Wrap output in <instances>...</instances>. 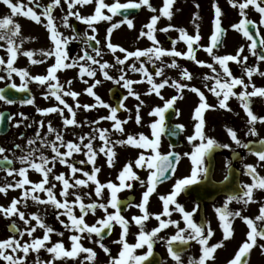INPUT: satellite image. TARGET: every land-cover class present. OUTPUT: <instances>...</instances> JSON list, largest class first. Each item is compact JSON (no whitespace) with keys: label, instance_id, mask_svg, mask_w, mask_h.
Masks as SVG:
<instances>
[{"label":"snow or ice","instance_id":"obj_1","mask_svg":"<svg viewBox=\"0 0 264 264\" xmlns=\"http://www.w3.org/2000/svg\"><path fill=\"white\" fill-rule=\"evenodd\" d=\"M2 2L10 8L11 15H7L4 18L0 19V41H6L7 43V52L9 54L8 59L5 60L3 57H0V66H5V70L7 72V76L11 79L12 75L15 73L19 75L21 80L23 81L19 86H17L14 82L11 83L8 87L16 89L19 91H25L28 88L29 81H35L40 85L47 84V92L45 93V98L54 97L56 101H58L57 106L49 107L46 109H37L42 114H50V113H58L63 118V125L65 128L68 126H79L78 121L76 120V111L73 109L71 105L67 103L64 99L65 96L72 97L75 99L80 95V93L73 90H65L64 85L60 83L59 77L56 75L58 71L64 69H71L75 67H79V78L87 84V80H84L85 74L94 78L96 76L97 70L92 68L90 65L85 66L80 63L81 61L87 60L90 61L92 65H98L99 70L103 73L105 79L114 80V83L120 84L123 81L122 86L128 90V95L135 96L140 103L136 106V123L139 124L141 122L142 117L140 116V107L143 105L144 101L140 99V95L133 91L132 85L134 83H142L146 78L147 82L150 85V88L147 91V95H151L153 92L162 100H164L163 106H156L149 113L150 116L158 117V119L154 120L149 126L152 129L153 138H149L143 133L138 134V139L136 136L128 135L125 140H117L110 141L108 137V129H93L94 132L98 133L99 139L103 141V146L98 149L99 153H103L107 157V162L109 166H112L114 157L116 156L115 145H127L138 147L143 150H151L150 155H145L144 151H141L138 158L135 160L136 167L146 168L149 171V175L146 181L140 180V177L137 175L135 171H133V162L129 161L121 170L118 175L119 184L114 183L112 181L107 182L106 184L101 183L97 178V173L100 172L99 168L95 167V158L97 156V150L93 147V140L96 139L95 136L88 134L85 136L79 137V143L74 141H64V136L61 132H59L56 128H54L51 122L48 123V131L49 133L55 134V140L53 141H45L41 140V144L49 146L54 155L49 159V157L45 156L43 153L37 158L35 156V152L38 149H31L27 152L26 155H22L19 157V160L22 165H27L26 167H21L17 169H9L8 175L11 176L13 173H17L22 179L15 181L14 183H8L3 186H0V193L7 194L9 189L19 188L22 189V195L20 198H14L10 205L5 207L0 205V214L6 219H11L14 216H18L21 221L27 226L23 230H20L16 225L15 221L9 225V230H15L18 233L19 237L22 239L25 234L29 237H32L31 241H25L21 243V239H17L16 235H13L7 239L0 240V260L7 262V264H26L27 257L30 251H34L37 253V264H54V262L58 259H76L80 255V253H87L85 259L87 261H91L92 264H95V260L97 257V253L91 249L86 248L82 245L81 240L84 234H87L89 238L95 235L97 239L98 246L104 251L106 255L109 256L108 264H145L146 261H149V258L153 256V246L156 243V240L159 238L158 234L168 228L170 225L175 226L177 228V232L171 237L167 238V251L170 257L173 259L175 264H184V260L182 258V251L180 248L174 247V245L179 246H187L191 241L197 242L201 246V255L198 258H191L188 261V264H208L209 261L215 260V252L217 249L223 247L224 241L231 238L233 236V228H232V219L235 217H241L246 225L249 228V231L246 233V239L241 244L239 249L237 250L234 257L228 261V264H249L250 253L251 250L257 246L258 239L264 240V204H262L260 208V214L256 216L254 219L250 217L242 216L241 211H231L229 209V205L233 201L242 202L244 205L249 204L250 202H254L253 193L254 190H264V176H261L257 171V166L252 164L244 165V169L246 174L251 177L252 183L250 184H241L239 187L241 189L240 192L230 194L227 196L223 205L220 207H215V212L218 215V219L221 224V228L223 231L224 239L219 243L209 245V240L211 239L213 232L210 227V223L200 224L194 221L193 216L195 212L198 210V205L193 208L192 211H186L184 206L177 202V197L181 192L185 191L189 185L196 184L201 180V174L205 178L209 173V168L205 166V158L211 157V154L219 148H230L228 144H220L214 138L206 136L204 132V112L209 108H212V105L207 103L205 94L199 88L195 86H191L187 83H181L177 80H172L171 84H169V79L164 78L161 82L156 83L153 74L148 71V69L144 66L146 61L141 60L142 57H147L148 62H152L155 67V76L162 77L164 75V67L171 68H179V64L176 60L177 57H182L191 61H194L197 65L202 67H208L215 73L214 76H205V79H213L215 81L214 85L208 88V91L215 95L219 101V107L231 111L228 105V100L230 97L235 96L241 103V107L244 109L248 120L247 123L249 125L248 135H258L257 129L255 128L256 123H264V116L256 115L252 110V102L253 98L264 99V86L258 87L252 82V77L254 75H260L264 77V71H260L259 64L254 66H246V62L248 60L247 56H241V53L244 51V46H241L236 54H226V55H216L214 53V49L222 46V38L225 34V29L221 26V17L222 10L218 4H214V30L209 37V44L207 46L200 45L199 42L201 40V35L199 33V25H196L197 31L195 35H190L187 33V30L184 28L175 29V26L169 24L167 27L160 29L162 32H168L170 29L177 30L179 32L178 40L172 41V48L165 49L160 46L159 41L156 38V25L160 20L161 16L172 19L173 12L172 6L175 0H164L163 7L159 10L160 15H153L150 18V22L146 24L144 27L147 31L141 30L140 37H147L150 41H152V46L146 49H136L134 51H128L122 46L115 45L111 43V34L114 29L120 27L121 24L126 23L127 26L131 29L134 27L133 20L129 19L126 13L130 9H140L142 6H147L148 9L152 12H156L157 9L153 7L150 3V0H127L126 3H121L120 0H114L112 4L105 3V0H95L96 7L94 9V13L88 16H82L80 11L76 8L77 5L85 6L93 3V0H65L67 4L68 11L65 15L62 16V22L64 27H73L69 24V18L75 17L77 20L85 23L88 28L92 30L93 33L96 32V23L100 21H111L113 16L119 14L124 17L119 23H113L107 30V48L115 53L117 50L124 53L123 59L119 56L116 57V63L119 65H124L127 60L130 58H135L136 61L140 62V67L137 68L136 64L133 63L130 67L134 72H142L144 75L139 81H133L130 79H126L125 74L123 72V68L120 69L121 75L118 79H114L109 75L106 69L114 67V65H110L107 61L101 63L96 57L102 55L101 49L99 47H93L92 51L95 52V56L88 53V51L84 50L83 56H78L77 58H73L69 61L68 53H67V45L72 41L81 39V37L76 34L73 36H64L61 32L58 31L55 24V17L53 16V11L56 7H62L61 0H50V3L47 6H43L41 14H37L33 8L29 7L27 11H24V5L13 3L12 0H2ZM30 3L33 0H29ZM229 4L232 7H238L240 11V15L242 19L232 25L234 30H238L242 33V35L247 38L251 43L249 44V50L253 56H257L259 61H264V55L259 54L257 49V40L255 39L252 31H250L249 26L256 29V34L259 35V27L264 25V0H243V2L238 3V0H229ZM253 6L254 10L260 14L259 24L256 22L247 19L246 9L249 6ZM37 7H40L37 5ZM199 7V5H197ZM104 9H107L110 14H105ZM17 14H23L24 17H29L33 21L37 23H42L41 16L46 18L47 23L44 25L50 33V40L53 43V47L47 51L41 49V55L45 58L47 57H55V63L52 64L47 69L46 75H35L32 76L27 69H21L14 67V62L17 59L18 55V46L16 45L15 38L20 35L21 25L14 21L13 17ZM199 18V13L194 14V23L195 20ZM73 31L75 29L73 27ZM87 40L85 43L87 47H92L90 41H95L97 45H99V40H97L96 36L93 34L88 36L87 32L85 33ZM179 41H184L187 46L186 52H181L176 50L175 45ZM260 45H264V37L260 38ZM197 45L198 47H194ZM3 47V45H0ZM202 47L203 50L212 57L213 63H208L206 61H201L196 59V52L199 48ZM23 55L28 56L30 58V62L33 64L43 63L44 61L32 60L31 57L34 55L32 51H25ZM168 56L172 57V61L170 64L165 65L163 63L162 58ZM161 61L159 67H156L155 62ZM229 62H235L240 64L243 70V76L236 77L233 75ZM218 64L223 73L221 75L217 72V68L215 65ZM181 79L190 81L193 77L192 74L186 69H182L181 71ZM244 76L247 77L248 82H245ZM25 78H28L27 80ZM5 79L4 76H0V80ZM55 83H52V82ZM101 83V80L96 79L94 83L89 85L84 91L93 96L96 100L95 104H84L80 105L76 104V107H83L85 110H92L96 108L98 105L101 107L108 108L110 110V114L106 117H100V120H111L114 121L113 128L116 131L123 132V124H126L128 121H121L117 117V113L121 108H124L123 100H126L128 97L124 96L122 100L119 102L118 107H112L111 105L105 103L102 98L96 94L94 89L97 85ZM67 84L69 88L72 84V80H68ZM165 86H170L177 90V94L172 96L169 99H165L161 94V89L165 88ZM240 86L242 87V91L236 92L234 89ZM207 87V85H205ZM251 87L252 91H248ZM185 89H188L194 93H196L199 97L200 103L194 109L193 120H194V132L191 136L187 137L188 142L192 145V151L186 152L183 155L190 159L192 169L191 175L176 180L173 185L172 191L167 195L160 196V200L163 204V212L162 213H149L147 209V205L149 203L150 196L156 191V188L159 184L168 180L172 175L175 174L177 166L181 159V154L174 151V145L170 146L173 150H170L168 153L163 154L160 152V137L161 134L165 131V113L173 108L175 102L178 99L183 98V92ZM6 90L0 88V100L5 101L8 104L15 103L14 100L10 99L6 94ZM34 97L25 99L21 101L23 104H34ZM62 105L63 107H60ZM67 109L69 113H71V118L64 117V111ZM178 114V113H177ZM21 115H23L21 113ZM5 117L4 113H0V123L3 122ZM11 119V117H9ZM131 119V117H129ZM99 120L93 121V124H99ZM18 126V125H17ZM41 128L44 126L43 121L40 122ZM181 131H183L184 126L178 125ZM230 138L237 145L242 146L245 149H250V143L242 142L237 132L232 129H227ZM171 135H177L175 131L170 133ZM37 138H39V132L37 133ZM87 139V143L84 141ZM57 141L60 142L59 146ZM198 141V143H197ZM35 140H29V144H34ZM259 143L264 145V139L260 140ZM16 148H20V145H16ZM66 148V151L61 152L60 148ZM6 150L4 147L0 146V154L4 153ZM84 151L87 160H82L79 163L85 164L90 163L93 165V170L91 173L84 171L82 168H77L74 163H69L68 158L73 156V153H79ZM257 157L259 162H264V149H250ZM37 159L39 162H37ZM4 161H7L9 165L12 164V161L8 159L7 156L3 157ZM59 161L61 164L67 165L71 172V177L66 178L64 173H60L59 175H54V180L60 182L62 184V188L60 191V196L63 198L57 199L56 194L54 192L55 184H52L49 187L46 185L49 184V176L53 172V168L55 167V163ZM230 163V162H229ZM52 166L49 167L48 165ZM29 168L37 171L42 175V179L39 182H32L28 178ZM81 172L86 179L76 178V173ZM229 179L228 176L225 177V181ZM132 180H140L142 186L146 185V190L142 193L141 202L139 204L133 205L131 201L128 203L122 202L118 193L125 189H131L132 184L127 183V181ZM89 182H93L95 187V195L97 197L102 196V192L105 188L109 190V199L106 203L92 201L91 203L84 202V196L80 195L77 189L81 186H86ZM26 185H30V187H26ZM70 189L73 191L70 192ZM46 193V199H42L39 195H36L37 192ZM73 195L75 199L69 200L68 196ZM89 198L91 197V193L86 194ZM31 199L34 203L38 205H51L59 211L57 215V219L59 222L65 227V229L69 230L73 234L69 236V241L71 242V248L66 249L63 240L57 241L52 244L51 247L47 246L46 242L51 240V235L56 230L51 226L45 223L44 218L40 215V213L35 212L31 213L29 216L25 215L24 211H21L18 205H22L27 207L28 200ZM170 205L175 206V210L182 214V220L185 223L184 228H180V221L171 220V219H162V216H171ZM137 207L141 211V215L133 216L132 220L135 225L139 227V232L136 234L137 242L129 243L126 239L129 231V221L126 217H124L121 213L122 207L131 208ZM79 208V215H76L75 209ZM109 208L113 209L112 212H109ZM97 209L103 210L104 216L98 218L95 223L89 224L86 222L85 217L91 212L95 214ZM60 216H66L68 221L60 220ZM155 217L158 221V226L153 228L151 231L145 230V222L150 219V217ZM32 221L36 223L33 225ZM256 221L262 222L259 226ZM118 224L121 227V235L120 238L113 243L120 244L121 251L117 256H111L110 249L103 243L104 235H110L113 227ZM43 229L44 234L42 238L34 237L33 234L37 231V229ZM207 228V233L205 229ZM107 230V232H105ZM60 236H63V232L57 233ZM147 247V252L144 254L137 255L136 249H140L143 247ZM262 251H264V244L258 245ZM41 249L46 250L49 254L52 255V259L47 262H42L39 260V252ZM10 250V251H9ZM23 253V255H17V253Z\"/></svg>","mask_w":264,"mask_h":264},{"label":"flooded vegetation","instance_id":"obj_2","mask_svg":"<svg viewBox=\"0 0 264 264\" xmlns=\"http://www.w3.org/2000/svg\"><path fill=\"white\" fill-rule=\"evenodd\" d=\"M184 1L186 0H175L171 9L173 12L171 20L161 16L160 20L157 22V30L155 35L160 43V46L165 49H171L172 41L178 40L180 35L179 32L174 29H170L168 32L160 31V29L167 27L169 24L175 26V29H186L187 33L190 35L196 34V25L198 24L199 33L201 35L199 44L203 46H207L209 44V37L214 30V26L209 29L207 23L200 18L196 19L195 23L191 20H185L181 18L179 13H176L177 9H175V7H179L178 11L185 9L186 4H184ZM12 2L24 5V11H27V9L31 7L39 15L42 12L43 6H47L50 3V0H33L32 3H30L29 0H12ZM150 3L157 9V11L154 13L150 11L147 6H142L137 14L128 17L129 19L133 20L134 27L130 29L126 23L121 24L119 28L113 30L111 34V43L122 46L128 51L146 49L152 46V41H150L146 36L141 38L140 33L142 29L147 31L144 26L150 22L151 16L160 15L159 10L163 7L164 0H150ZM37 5L40 7H37ZM61 5L62 7H56L53 11L55 24L58 31L64 36L70 37L78 34L81 37V39L74 40L67 45L66 50L70 59L66 62H70L71 59L77 58L78 56H83L85 49L89 54L95 56L96 54L92 51V48L99 47L101 49L102 55L96 58L100 60L101 63L107 61L110 65H114V67L106 69L110 76H112L114 79H118L122 74L120 69L123 68L126 79L133 81L141 80L144 74L142 72H134L130 67L133 63H135L136 67L139 68L141 66L140 62L136 61L135 58H130L125 62L124 65H119L116 63V57L119 56L121 59H123L125 54L119 50H117L115 53H112L106 46L108 28L111 26V24L119 23L121 20H123V16L117 14L113 16L111 21H100L96 23L95 33H93L85 23H82L73 16L69 18V24L74 27V32L73 27L63 26L62 16L67 13L68 8L65 0H61ZM95 7L96 3L82 7L77 5L73 11L78 9L82 16H88L94 13ZM103 11L105 14H110L107 9H104ZM7 15H11L10 8L5 5L2 0H0V19ZM13 19L15 22L21 25L20 35L15 38L16 45L18 46V55L13 66L21 69H27L32 76L46 75L47 69L55 63L54 56L45 58L43 55H41L40 51L41 49L47 51L53 47V43L50 40V33L44 26L47 23L46 18L41 16V20L43 21L42 23H37L29 17H24L23 14H17L13 17ZM86 32L88 36L94 34L97 40L100 42L99 45H97L95 41H90L92 47H87L85 43V40H87V37L85 36ZM242 38H244V41L242 40L239 43H245V47L247 46L248 48L241 53V56L248 57L246 66H254L259 64L260 71H264V61H259L257 56H253L251 54L249 50V44L251 42L245 37ZM0 45H3V47H0V57H3L5 60H7L9 54L7 52L6 41H0ZM175 47L178 51H187V46L184 41H179ZM194 47L198 46L194 45ZM261 47L264 49V45H261ZM232 48L234 47L230 46L228 42L224 40L222 46L214 49V53L221 56L226 54L234 55L240 48V45L237 50H232ZM25 51H32L34 53V55L31 57L32 60L44 62L36 64L31 63L30 58L23 55V52ZM196 59L213 63L212 57L209 56L202 47H200L196 52ZM141 60L146 61L144 66L149 72L153 74V78L156 83L161 82V80L164 78H168L169 84H171L172 80H177L181 83H187L191 86H195L203 91L207 103L213 106L204 112V132L206 136L214 138L220 144L230 145V148L216 149L211 154V157H206L205 166L209 168L207 178L201 174L200 182L189 185L186 190L181 192L176 198L177 202L183 205L186 211H192L197 205L199 206L198 210L193 216L194 221L200 224L210 223L213 235L209 240V245L219 243L224 239V236L218 215L215 212V207L222 206L228 195L240 192L241 189L239 186L241 184L252 183L251 177L246 174L244 165L252 164L257 166V171L261 176H264V162H259L258 157L252 151H250V149H264V145L259 143L260 140L264 139V123L258 122L255 124L258 135H248V117L244 109L241 107L240 101L235 96L230 97L227 102L231 111L218 106L219 101L217 97L208 91V88L212 87L215 81L213 79H205L206 75L209 77L215 75V73H213L210 68L202 67L197 65L194 61L177 57L176 60L180 66L179 68L165 66L164 75L162 77H156L153 63L148 62L147 57H142ZM162 60L165 65H168L171 63L172 57L165 56L162 58ZM80 63L84 64L85 66L90 65L92 68L97 70L96 76L94 78H90L85 74L84 80H87V84H85L78 76L79 67L60 70L56 74L59 77L60 83L64 85L65 90H73L80 93V95L75 99L69 96L64 97L67 103L71 105L76 111L75 118L79 124V126H68L67 128L64 127L63 118L60 114L50 113L45 115L37 110L38 108L46 109L57 106L59 103L54 97H49L47 99L45 98L47 84L42 86L35 81H29L28 88L25 91H19L18 88H9L8 86L13 82L19 86L23 81L19 75L15 73L12 75L11 79H9L5 70V66H0V76L5 77V79L0 80V88L5 89V94L10 99L15 101V103L8 104L5 101L0 100V113L5 114L3 122L0 123V146L4 147L6 150L4 153L0 154V186L8 183H14L17 180L22 179V177H20L15 172L11 176H9L7 173L10 168L18 170L21 167L27 166L21 164L19 157L26 155L29 150L38 149V151L35 152V156L37 158L41 153H43L45 156L51 159V157L54 155V153L51 151V148L47 146V144H41V140L48 142L55 140V134L49 133L48 131L49 122H51L52 126L63 134L65 142L74 141L79 143V137L88 134L96 137V139L93 140V147L97 150L95 167L100 169V172L97 173V178L101 183L106 184L107 182L112 181L119 184L118 175L129 161L133 162V171L137 173V175L140 177V180H147L149 171L146 168L136 167L135 160L138 158L141 151H144L145 155H150V149L143 150L134 146L116 144V156L114 157L112 166H109L107 157L103 153L98 152V149L103 146V141L99 139L98 133L94 132L93 129H108V137L110 141L125 140L128 135L136 136L138 139V134L140 133H143L149 138H153L152 129L149 125L154 120L158 119V117L150 116L149 113L156 106L162 107L165 101L160 99L155 94V92H153L151 95L146 94L150 88L146 78L142 83H134L132 85L133 91L138 93L140 95V99L144 101L143 105L140 107V116L142 119L141 122L137 124L135 120L136 106L140 103V101L137 100L135 96L128 95V90L122 86L123 81H121L120 84H116L114 83V80L105 79L103 73L99 70V66L92 65L90 61L84 60ZM160 64L161 61L155 62L156 67H159ZM215 67L217 68V72L223 75L220 66L216 64ZM229 67L234 76H243V70L240 64L229 62ZM184 68H186L192 74L193 78L190 81L181 79L180 74ZM25 79L27 80L28 78ZM96 79L101 80V83L96 86L94 91L102 98L105 103L111 105L112 107H118L122 98L124 96L128 97L126 100H123L124 108H121L117 113L118 119L121 121H128L126 124H123V132L116 131L113 128L114 121L106 119L100 120V117H106L110 114V110L108 108L98 105L96 108L89 111L85 110L83 107H76L77 103L80 105L96 103L95 98L88 95L84 91L89 85L94 83ZM244 79L247 83L248 80L246 76H244ZM68 80H72L70 88L67 84ZM252 82L258 87L264 86V77H261L258 74L254 75L252 77ZM52 83L55 82L53 81ZM205 85H207V87H205ZM242 90L243 89L240 86H237L234 89L236 92H240ZM248 91H252L251 87L248 89ZM161 94L165 99H169L177 94V90L170 86H165V88L161 89ZM33 97L35 101L34 104L21 103V101ZM199 103L200 101L198 95L188 89H185L183 92V98L178 99L175 102L173 108L169 109L165 113V131L160 137L161 143L159 150L161 153L166 154L170 150H173L170 146L174 145V151L181 154V159L175 174L172 175L168 180L159 184L156 188V191L150 196L149 203L147 205L149 213H162L163 204L160 200V196L169 194L172 191L176 180L191 175L192 165L190 159L183 154L192 151V145L188 142L187 137L191 136L194 132L195 122L193 120V114L195 107L198 106ZM251 106L253 112L256 115L264 116V99L253 98ZM60 107L63 106L60 105ZM21 113L23 115H21ZM9 117H11V119H9ZM64 117L71 118V113H69L67 109L64 111ZM129 117H131V119H129ZM97 120L100 121L99 124L91 123ZM41 121L44 123L42 128L40 126ZM178 125L184 126L183 131L176 127ZM228 128L234 129L242 142H251L250 149H245L232 141L227 131ZM173 131H175L177 135H171L170 133ZM38 132L39 138H37ZM29 140H35V143L30 145ZM87 142L88 141L86 139L84 143ZM57 144L59 146L60 142L57 141ZM16 145H20V148H16ZM60 150L61 152H64L66 151V148L61 147ZM5 156H7L10 161H12L11 165H9L7 161L3 160V157ZM82 160H87L84 151L73 153V156L68 158L69 163H74L77 168H82L84 171L91 173L93 170V165L90 163L80 164L79 162ZM37 162H39L38 159ZM48 166L51 167L52 165L49 164ZM60 173H64L66 178L71 177V172L68 166L57 161L55 163V167L53 168L52 174L49 176V184L46 185V187L55 184L56 187L54 188V192L56 197L57 199L62 200L63 198L60 196L62 184L55 181L53 178L54 175H59ZM27 175L29 180L32 182H39L42 179V175L31 168H29ZM226 176L229 177L227 181H225ZM76 178L86 179V177H84L81 172L76 173ZM140 180L127 181V183L132 184V188L119 192V199L125 204L129 201H131L133 205L139 204L141 202L142 193L146 190V185L142 186ZM26 187H30V185H26ZM95 187L96 185L93 182H89L88 185L81 186L76 191H78L80 195L84 196L85 203H91L92 201L106 203L109 199V190L105 188L102 192V196L97 197L95 195ZM72 191L73 190L70 189V192ZM9 193L10 189L6 195L0 193V202H5ZM87 193L92 194L90 198L86 195ZM39 196L43 197V195ZM253 197L254 202H250L247 205H244L242 202L233 201L229 205V209L233 212L239 210L241 211L242 216L254 219L260 214V208L262 204H264V190H254ZM68 199L71 201L75 199V197L73 195H69ZM112 211L113 209L109 208V212ZM170 211L171 216H162V219L180 221L179 227L184 228L185 223L182 220V214L175 210L174 205H170ZM75 213L76 215L80 214L78 207L75 209ZM121 213L128 219L130 225L126 239L129 243H136V234L140 229L137 225H135L132 217L141 215L142 213L135 206L131 208H125ZM103 216V210H99L95 214L90 212L85 217V219L87 223L93 224L98 218ZM230 219H232L233 236L224 241L223 247L217 249L214 254L215 260L209 261L208 264H228V261L234 257L237 250L246 239V233L249 231V228L245 221L241 217ZM11 223L12 220L6 221L5 232H3L4 236H19L18 233L14 234L13 230H9V225ZM256 223L259 226L262 222L256 221ZM157 226L158 221L154 216L150 217V219L145 222L146 231H151ZM56 228H54L56 230V234L58 232H63V235H67V237L64 238L63 236L57 234L58 237L54 238L52 241L50 240L49 242H46L47 246L51 247L55 242L63 240L65 248L70 249L71 242L69 241V236L71 235V232L65 229L62 224L60 227L57 229ZM205 231L207 233V228ZM176 232L177 228L170 225L168 228L162 230L158 234L159 238L156 240V243L153 246V256L150 257L149 261H146L145 264H175L167 251L166 240ZM83 238L84 239L81 242L82 245L86 248L93 249L97 253L95 264H108L109 256L106 255L104 251L98 246V243L96 242L98 238L95 235L89 238L87 234ZM110 238L111 234L103 238V243L110 249V251H112ZM259 244H264V240L258 239L257 246L251 250L249 264H264V251H262L258 246ZM121 247L122 246L120 245V251ZM174 247L180 248L182 251L184 264H188V261L191 258H198L201 255V246L195 241H191L187 246H179L177 244L174 245ZM44 251L45 252L42 255L41 261H50L52 259V255L46 250ZM146 252V246L136 249L137 255L144 254ZM86 256L87 253H80L78 258L74 260L58 259L54 262V264H92L91 261H87L85 259ZM0 264H7V262L0 260Z\"/></svg>","mask_w":264,"mask_h":264},{"label":"rangeland","instance_id":"obj_3","mask_svg":"<svg viewBox=\"0 0 264 264\" xmlns=\"http://www.w3.org/2000/svg\"><path fill=\"white\" fill-rule=\"evenodd\" d=\"M114 2V0H105V3L108 4H112ZM121 3H126L127 0H120ZM243 2V0H238V3ZM93 3H95V0H93ZM184 4H186L185 9L179 10V7L176 6L175 9L176 13H179L180 17L185 19V20H191L194 21V14L199 13V18L204 20L207 25L208 28L211 29L213 26V22H214V16H215V11H214V4H218L222 10V17H221V24L225 27L226 29V40L228 42V44L234 48H232V50H237V48L244 45V50H247V46L245 47V43H239L240 41H242L244 38H240L242 37V33L238 30H234L232 28V25L238 23L242 17L240 15V11L238 7H232L229 4V0H186L184 1ZM190 4V5H188ZM197 5H199V7H197ZM246 14H247V19H250L254 22H256L257 24H259L260 21V14L254 10L253 6H249L246 10ZM198 18V19H199ZM259 35L261 37H264V25L259 27ZM244 41V40H243ZM22 189L19 188H14V189H10V193L8 195V198L6 199L5 202L1 201L0 205H3L5 207L9 206L11 201L14 198H20L22 195ZM36 195H43V197H41L42 199H46V193L44 192H37ZM18 207L20 208L21 211L25 212L26 216H29L31 213H35L38 212L40 213V215L44 218L45 223H47L48 225H51L53 228H58L61 226V223L59 222V220L57 219V215L59 211H63V210H57L54 207H52L50 204L49 205H38L36 203H34L31 199L28 200V204L27 207H24L22 205H18ZM100 209H97L96 213L99 211ZM60 220H65L66 222L68 221V218L66 216H60L59 218ZM7 220H12L15 221V223L19 226L20 230H23L25 227H27L23 221H21L19 219L18 216H14L11 219H6L3 214H0V240H4L9 238V236L3 234V232H5V228H6V221ZM36 222L32 221V224L34 225ZM56 228V229H57ZM120 231H121V227L116 224L113 227L112 233H111V238H110V242H111V247H112V251H111V256L115 257L118 255V253L120 252V244L118 243H113V241H116L120 238ZM44 234L43 229H37V231L33 234L34 237H40L42 238ZM73 233L71 232V235ZM51 235V241L58 237V235L53 232ZM84 236H86V234H84ZM83 236V237H84ZM63 237H67V235H63ZM17 239H21L19 236L16 237ZM32 239V237H29L27 234H25L23 236V238L21 239V243L28 241L30 242ZM84 238H82L81 242L83 241ZM44 250L41 249L39 252V260L41 261L42 259V255L44 254ZM17 255H23V253H17ZM37 264V253L34 251H30L29 255L27 257V261L26 264Z\"/></svg>","mask_w":264,"mask_h":264},{"label":"water","instance_id":"obj_4","mask_svg":"<svg viewBox=\"0 0 264 264\" xmlns=\"http://www.w3.org/2000/svg\"><path fill=\"white\" fill-rule=\"evenodd\" d=\"M136 11H138V10H137V9H130V10H128V12L126 13V15L129 16V15H131V14L136 13ZM222 28H223V27H222ZM249 28H250V31H252V33H253L255 39L257 40V49H259L260 52L262 53V52H263V49L260 48V46H261L260 43H259L260 39H259L258 35L256 34V29H255V28H252L251 26H249ZM224 35H225V34H224ZM223 38H224V36H223ZM223 38H222V40H223ZM121 210H123V207H122ZM105 232H107V230H105ZM13 233H16L15 230H13ZM105 236H107V235H104V237H105Z\"/></svg>","mask_w":264,"mask_h":264}]
</instances>
